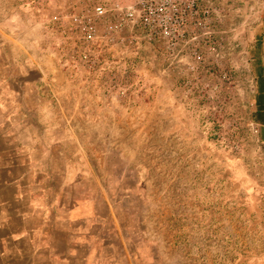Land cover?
I'll use <instances>...</instances> for the list:
<instances>
[{
  "label": "rangeland",
  "instance_id": "1",
  "mask_svg": "<svg viewBox=\"0 0 264 264\" xmlns=\"http://www.w3.org/2000/svg\"><path fill=\"white\" fill-rule=\"evenodd\" d=\"M16 1L51 67V127L67 132L70 179L52 176L44 193L110 210L99 264H264L251 61L262 0H195L191 12L170 0Z\"/></svg>",
  "mask_w": 264,
  "mask_h": 264
},
{
  "label": "crops",
  "instance_id": "2",
  "mask_svg": "<svg viewBox=\"0 0 264 264\" xmlns=\"http://www.w3.org/2000/svg\"><path fill=\"white\" fill-rule=\"evenodd\" d=\"M10 4L4 8L0 0V264L110 260V210L106 218L98 210H82L76 195L67 200L65 191L44 193L52 176L65 183L70 179L67 132L52 129L46 112L52 90L48 58L36 59L32 24L22 21L16 0ZM251 61L256 82L252 122L264 143V29ZM56 132L62 140L52 144Z\"/></svg>",
  "mask_w": 264,
  "mask_h": 264
},
{
  "label": "built area",
  "instance_id": "3",
  "mask_svg": "<svg viewBox=\"0 0 264 264\" xmlns=\"http://www.w3.org/2000/svg\"><path fill=\"white\" fill-rule=\"evenodd\" d=\"M110 4H111V8L112 9H120L122 10L123 8L116 3L114 0H109ZM194 1L195 0H170L171 5H173L177 10H188V11H192L193 7H194ZM129 8L126 9V12L123 13L122 18L125 19H129ZM93 10L95 12V14L97 16H103L106 13V8L104 5L102 4H97L93 7Z\"/></svg>",
  "mask_w": 264,
  "mask_h": 264
},
{
  "label": "water",
  "instance_id": "4",
  "mask_svg": "<svg viewBox=\"0 0 264 264\" xmlns=\"http://www.w3.org/2000/svg\"><path fill=\"white\" fill-rule=\"evenodd\" d=\"M262 4H263V12H264V0H262Z\"/></svg>",
  "mask_w": 264,
  "mask_h": 264
}]
</instances>
